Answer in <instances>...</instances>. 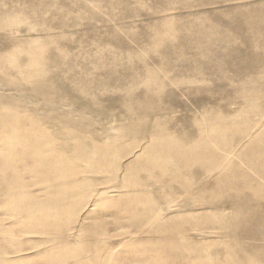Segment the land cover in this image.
<instances>
[{
  "label": "rangeland",
  "instance_id": "1",
  "mask_svg": "<svg viewBox=\"0 0 264 264\" xmlns=\"http://www.w3.org/2000/svg\"><path fill=\"white\" fill-rule=\"evenodd\" d=\"M11 113L86 148L77 174L7 170L15 210L0 175L1 248L28 254L0 264H264V0H0Z\"/></svg>",
  "mask_w": 264,
  "mask_h": 264
},
{
  "label": "bare ground",
  "instance_id": "2",
  "mask_svg": "<svg viewBox=\"0 0 264 264\" xmlns=\"http://www.w3.org/2000/svg\"><path fill=\"white\" fill-rule=\"evenodd\" d=\"M28 117L29 116L24 115V114H12L11 113V114H8L7 117L2 118V121H0V139H2L3 141V144L0 146V152L3 154H6V157L4 159L3 166H2L3 168H0V175L3 176L2 181L8 186L7 190H9L6 193L7 205H8L7 211L15 210L18 206V203L25 202V200H29V201H26L27 205L30 204L31 201H33L32 191H28L24 189V186H22L21 181L17 179L18 176H16V180H18L17 181L18 186H16V189H15L16 191L15 190L13 191L14 189V185L12 181L13 175L9 177L7 174V170L17 171L18 167L20 169L24 168L28 170L29 173L33 174V177H36V176L39 177V174L43 173V170H46V169H52V172L50 171L48 173L49 177L50 176L64 177V175L67 173L77 174L78 172H81L82 170V169H79L80 167L78 164L74 163L73 158L81 155V152L85 150L86 145L85 147L84 145L75 146L73 150L74 157H68L64 152L62 153V151L61 152L59 151V147H57L54 141L50 137L47 136V133L44 130H42V128L40 127L38 123H36V121H31V123H29ZM92 146L94 148L91 149V153L92 155H95L98 145L93 141ZM143 151H145V149H143ZM88 155H91V154H88ZM155 157L157 158L156 159L157 162L159 163L163 162L164 164L167 163L163 155L155 154ZM108 163L110 165L113 164L111 160L110 161L107 160V164ZM121 169H122L121 165L118 164L115 174L107 177L106 179L110 181L112 180V178H117ZM102 171H103L102 168L90 169V172L92 173L93 172L101 173ZM122 172H124V170ZM122 175H125V173L124 174L122 173ZM24 176L26 175L24 174ZM107 184H110V183H107ZM59 185L63 186V182L61 181ZM109 192H110L109 190L99 191V194L97 196L98 199H96L92 203V205H90V207L91 206L93 207L94 205H96L95 202H97L98 200L100 201L105 196L104 194H109ZM147 193L149 194V192ZM90 195L91 193H89V196ZM87 203L88 202H86L83 205V207ZM7 211H6V214H7ZM41 211H42V208L38 210L39 214H43L45 215V217L56 216L55 213H53L52 211H46V212H41ZM35 213L37 212L35 211ZM36 218H38V221L39 219H41V217H37L35 215L34 217L30 216V221ZM25 221L27 222V220ZM25 221L18 220L15 222V224L16 225L21 224L22 222H25ZM44 224H46V221H42L40 225H44ZM7 231H8L7 224L0 223V234L5 233L4 237H2V240L8 244L10 243V241H14V240L8 241L7 239L8 236L6 233ZM30 232H33L32 229H29L28 233ZM136 235L137 233H129L128 235L120 238L115 244L109 245L108 247L110 248L111 256L116 255L118 253V250L124 248L125 246H129L131 242H133L136 239ZM27 240L28 242L31 241V239L29 238ZM12 248H14L15 250L13 251L9 249H2L0 245V263L1 262L13 263L15 261H22V260H25L26 256H28V254H17L21 250L18 247L13 246ZM11 254H14V255H11Z\"/></svg>",
  "mask_w": 264,
  "mask_h": 264
}]
</instances>
